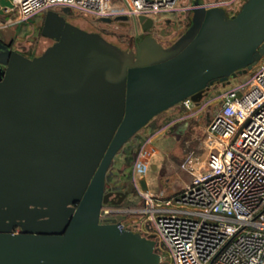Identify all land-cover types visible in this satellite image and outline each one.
I'll list each match as a JSON object with an SVG mask.
<instances>
[{
	"label": "water",
	"instance_id": "1",
	"mask_svg": "<svg viewBox=\"0 0 264 264\" xmlns=\"http://www.w3.org/2000/svg\"><path fill=\"white\" fill-rule=\"evenodd\" d=\"M193 1L186 28L162 31L168 44L150 33L123 47L53 7L41 32L54 41L42 52L0 38V264L168 263L155 238L102 215L136 186L105 190L107 173L152 117L187 96L199 103L216 79L226 84L264 54V0L232 14ZM100 18L131 19L136 37L171 20Z\"/></svg>",
	"mask_w": 264,
	"mask_h": 264
},
{
	"label": "built area",
	"instance_id": "2",
	"mask_svg": "<svg viewBox=\"0 0 264 264\" xmlns=\"http://www.w3.org/2000/svg\"><path fill=\"white\" fill-rule=\"evenodd\" d=\"M13 1V5H1L7 15H15L4 19L0 14V26L59 5L99 18L119 13H129L132 18L145 13L155 19L192 10L195 5L193 0ZM243 1L200 0V4H219L233 12ZM247 82L250 88L245 92L239 93L241 83L220 94V103L207 124V133L219 146L206 154V166L193 169L181 189L172 194L164 189H141V205L103 208V216L112 211L144 214L141 221L124 224L155 238L162 260L167 255L170 264H264V60ZM202 100L197 103L187 96L178 109L194 112ZM187 159V164L196 161L191 154ZM146 169L147 163L136 159L134 173L140 175Z\"/></svg>",
	"mask_w": 264,
	"mask_h": 264
},
{
	"label": "rangeland",
	"instance_id": "3",
	"mask_svg": "<svg viewBox=\"0 0 264 264\" xmlns=\"http://www.w3.org/2000/svg\"><path fill=\"white\" fill-rule=\"evenodd\" d=\"M119 1V0H118ZM13 0H0V14L4 19L8 18L13 14H6L1 9V5H13ZM240 4L237 5V7ZM66 5L56 6L60 9L66 18L74 23H77L87 29L98 30L102 32L108 39L118 43L123 47L134 48L133 36L136 33L135 26L129 21L119 22V21H104L96 15L80 11L75 7L69 6V8L64 9ZM227 7V5H226ZM236 7V6H235ZM236 7V8H237ZM237 8L235 11H237ZM230 14L232 10L227 9ZM165 12H160L164 14ZM44 14L43 11L37 12L36 14L30 16L27 19L19 20L9 25L8 28L4 29L0 27V33H6L7 30L16 29L18 34L23 31H28L29 26L35 20H38ZM170 15H176L175 12L169 13ZM192 15V11L190 13ZM40 26V25H39ZM141 31V28H140ZM37 35V40L31 38L29 35H24L20 44L23 47L31 45L37 47V50H28V55H35L37 52L40 53L44 48L52 43L54 39L52 37L42 34L41 27L35 31ZM156 36L163 40L165 43L171 42L172 34L166 35L162 32H156ZM4 48L0 45V60L3 56ZM264 60L263 56L246 72L232 76L230 81L226 84L219 82L217 88L211 92L208 96L204 97L199 106L196 107L194 112L187 110H179L180 102L177 105H173L155 115L153 122L156 124L154 131H152V123L145 124L140 130V134L145 137L139 154L136 159H140L147 163V169L144 173L136 174L137 179L141 175H145L147 172L151 171L152 175L157 177L155 184L154 182L151 189L155 192L164 189L165 193L172 194L177 190L181 189L186 182L191 179L192 170L206 166V154L209 152L204 148V143L208 145L209 141L214 142L217 139L207 133V124L213 114V110L220 103L221 93L228 87L232 85L241 84V89L239 93L245 92L250 88L249 81L250 76L256 69V67ZM208 137V138H206ZM211 138V139H210ZM206 139V140H205ZM219 146V142H216ZM152 146V147H150ZM159 149V150H158ZM193 150H202L198 154L195 153L196 161L194 163H188V156ZM114 162L111 166L113 171V178L109 180V184L117 187L125 186L127 181H135L134 176V164H133V177H128V167L124 162ZM136 161V160H135ZM135 163V162H134ZM159 179V180H158ZM117 183V184H115ZM157 185V186H156ZM124 206H137L141 205L143 202V196L138 190L137 186L127 197L123 200ZM105 207H108L105 204ZM128 218H125V222L131 223L133 219L141 221L144 218V214L130 212ZM122 216V215H121ZM165 260H169L168 256L164 257ZM167 264H170L169 262Z\"/></svg>",
	"mask_w": 264,
	"mask_h": 264
},
{
	"label": "flooded vegetation",
	"instance_id": "4",
	"mask_svg": "<svg viewBox=\"0 0 264 264\" xmlns=\"http://www.w3.org/2000/svg\"><path fill=\"white\" fill-rule=\"evenodd\" d=\"M191 9H188V10H186V11H184V12H182V13H178V14H176V15H167V16H165V18L166 17H169V18H171V20L170 21H166V20H163L164 22L162 23V24H160V25H155V26H153L150 30H148V31H145V30H142L141 29V34H140V36H137L136 37V35H134L133 36V44L134 45H136V43L142 38V37H144V36H146V35H148V34H150V33H152V34H154V35H157L156 34V32H162V31H165V32H167L169 29H172L174 26H175V24H177L178 23V25L180 26V27H184V28H186L189 24H190V21H191ZM185 16H186V18L187 19H184L185 18ZM179 19H182L181 20V22H179ZM114 21H119V22H125V21H130L133 25H134V23L132 22V20L131 19H129V20H122V19H120V18H118V19H114ZM42 26V25H41ZM176 32H180V30L178 31H176ZM175 32V33H176ZM54 39V38H53ZM159 39V38H158ZM160 40V39H159ZM3 41L5 42V43H7V44H9L10 45V43H9V40H6V39H4L3 38ZM163 43H165L163 40H161ZM165 44H167V43H165ZM11 46V45H10ZM232 77V75L230 76V78ZM219 82H221L222 83V81H220L219 79H216L215 81H214V85H216L215 87H211L209 90H208V94L206 95V96H208L211 92H213L218 86H217V84L219 83ZM215 83H217V84H215ZM212 84V85H213ZM206 96H204V97H206ZM131 182H132V180H129V181H127V183H126V185L125 186H121V187H117V186H113V185H110L109 184V180H106V188H105V190H110V189H113V190H117V189H126V188H128L129 186H130V184H131ZM115 184H117V183H115ZM134 189H136V186L134 185L133 187H132V191L134 190ZM132 191H130L129 193H128V195L132 192ZM111 198H115V199H117V196H115L114 194H112L111 196H110ZM127 197V196H126ZM123 201L122 202H120V203H113L112 201H111V199H110V201L108 202V203H106V205L107 206H113V205H123ZM104 206H105V204H104ZM114 215H116L117 217H118V219H123V223H125L126 225H128V223L127 222H125L124 220H125V218H128V216L130 215V214H128V213H124V214H120V213H117V212H109V213H106V215H104V216H114ZM122 215V216H121ZM10 227H11V229L13 230V231H16V232H22V231H24V227H23V225L22 224H20V223H10Z\"/></svg>",
	"mask_w": 264,
	"mask_h": 264
},
{
	"label": "crops",
	"instance_id": "5",
	"mask_svg": "<svg viewBox=\"0 0 264 264\" xmlns=\"http://www.w3.org/2000/svg\"><path fill=\"white\" fill-rule=\"evenodd\" d=\"M45 13V11H43ZM43 19H44V14L38 19L35 20L31 26H29V30L28 31H23L21 34H18V32L16 31V29L13 30H7L6 33H0V38L3 40H9V43L11 45V47L13 48H17L21 51H23L24 53L28 54V50L33 49L37 50V47L34 46V48H32L31 45H27V47H23L20 44V41L22 40L24 35H29L31 38L35 39V41L37 40V35L35 34V31L38 29V27H41L42 23H43ZM14 23V22H12ZM9 23L5 26H0L4 29L8 28L10 24ZM40 25V26H39ZM37 54V52H34ZM32 56V55H31ZM208 138V137H206ZM211 139V138H210ZM206 140V139H205ZM217 142V141H216ZM214 142L213 140L209 141L208 145L206 143H204V148L203 149H207L206 146L208 147V151H210L211 149L215 148L218 144ZM152 147V146H150ZM159 150V149H158ZM202 150H193L190 154H191V158H197L195 157V153H199ZM203 153H205L204 151H202ZM135 176V182H136V186L138 188V190L140 191L141 189H147V188H152L154 182H156V178L155 176L152 175L151 171L147 172L145 175H141V177L139 179H137L136 177V173H134ZM159 180V179H158ZM155 184H158L157 182ZM157 186V185H156Z\"/></svg>",
	"mask_w": 264,
	"mask_h": 264
},
{
	"label": "trees",
	"instance_id": "6",
	"mask_svg": "<svg viewBox=\"0 0 264 264\" xmlns=\"http://www.w3.org/2000/svg\"><path fill=\"white\" fill-rule=\"evenodd\" d=\"M65 7H69V6H65ZM228 14H230V12H228ZM154 117H152L147 122V123L153 124V125H151L152 131H154V129L156 127V124H154V122H153ZM144 139H145V137L143 135H141L140 132L138 131L123 145L120 152L115 157L114 162H116V161L119 162L118 160H120V162H124L126 164V166L128 167V177L129 178L133 177V164H134V162H135V160L139 154V151L141 149V146H142ZM114 162H113V164H114ZM112 172L113 171L110 168L108 173H107V180H112V178L114 177Z\"/></svg>",
	"mask_w": 264,
	"mask_h": 264
}]
</instances>
